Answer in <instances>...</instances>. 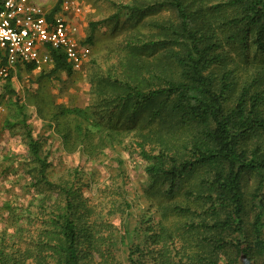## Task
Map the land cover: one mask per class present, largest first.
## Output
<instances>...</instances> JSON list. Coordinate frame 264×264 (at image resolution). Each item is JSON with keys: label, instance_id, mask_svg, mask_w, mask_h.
I'll return each mask as SVG.
<instances>
[{"label": "trees", "instance_id": "obj_1", "mask_svg": "<svg viewBox=\"0 0 264 264\" xmlns=\"http://www.w3.org/2000/svg\"><path fill=\"white\" fill-rule=\"evenodd\" d=\"M108 1L128 14L124 25L131 30L120 70L103 79L107 93L98 82L94 89L105 107L90 116V107L62 106L53 119L76 118V144L89 156L102 145L124 143L123 135L130 139L149 178L142 221H129L120 158V184L100 189L95 200L83 195L76 169L67 178L50 177L41 141L18 105L17 121L5 122L24 129L30 184L39 198L17 239L0 236V264H264V62L254 61L264 56V0ZM160 8L171 16L152 21L157 36L135 28ZM225 8L229 13L219 16ZM101 22H88L83 43L90 46ZM223 42L238 45L246 59L254 54L240 83L220 52ZM156 48L161 51L150 58ZM51 53L53 66L44 75L71 74L66 57ZM216 62H224L219 76ZM9 78L4 89L14 94ZM69 131L63 129L64 141Z\"/></svg>", "mask_w": 264, "mask_h": 264}, {"label": "rangeland", "instance_id": "obj_2", "mask_svg": "<svg viewBox=\"0 0 264 264\" xmlns=\"http://www.w3.org/2000/svg\"><path fill=\"white\" fill-rule=\"evenodd\" d=\"M36 1L48 11H51L58 3V0ZM76 1L82 7L76 22L80 26L84 39L89 32L88 22H103L96 28L89 46V57L82 67L72 70L71 74L60 72L57 76H45L44 73L48 70L28 72L25 68L16 67L10 72L8 82L11 89L15 91L14 94L4 89L6 81L0 83V101L4 107L0 115V236L5 239L13 240L12 235L17 239V227L25 224L28 210L37 211L36 204L39 198L37 191L30 184L33 178L29 172L31 164H28L29 153L23 136L24 129L21 125L10 127L8 122H5V120L11 123L14 120L17 121L20 117L18 105H24V113L28 117L27 121L32 133L41 141L42 154L47 155L50 163L51 178L59 175L67 178L70 171L76 169L81 193L95 200L100 196V189L112 185V182H114L113 186L120 184L121 174L117 164V159L120 158L128 177L125 188L129 192L128 198L132 205L130 223L133 224L136 219L140 221L147 206L142 194L149 184V178L144 172L146 161L133 151L130 139L126 135H123L124 143L121 144L120 141L113 146L102 145L89 156L76 144L77 138L73 130L76 118L67 114L60 115L56 120L53 119V114L57 113L62 106L90 107V116L91 110L103 109L104 100L99 93L94 92V89L98 82L100 93L102 94L103 91L107 93L110 86L104 87L106 81L103 79L106 75L111 77L116 75V70H120L118 62L127 53L124 40L131 29L129 30V25L124 23L129 17L128 14L124 10L118 11V6L108 0ZM121 2L131 3V0H121ZM228 13L229 10L225 8V11L220 10L219 16ZM170 16L171 11L167 8L148 11L135 28L147 36H157L161 30L152 21H160ZM108 18L109 20L105 21ZM158 51L161 49L156 48L148 56L151 58ZM240 51L238 45H227L225 42L222 43L220 51L222 55H225L223 58L225 64L234 68L237 83H240L244 74L253 68L249 61L254 54L250 53L246 59ZM260 56L254 55V61L257 64L260 60L264 62V56ZM223 66L224 62L214 63L213 72L219 76V70ZM107 84L111 83L107 81ZM237 86L238 84L236 89ZM233 97L231 96L228 103ZM63 129L70 130L66 141L62 138ZM114 221L122 231L120 217H114ZM25 246L26 243L21 242V247Z\"/></svg>", "mask_w": 264, "mask_h": 264}, {"label": "built area", "instance_id": "obj_3", "mask_svg": "<svg viewBox=\"0 0 264 264\" xmlns=\"http://www.w3.org/2000/svg\"><path fill=\"white\" fill-rule=\"evenodd\" d=\"M58 10L48 17L36 0H1L0 3V82L17 66L33 64L34 71L53 66L52 50L61 52L79 69L90 54L89 45L76 17L82 7L76 0H58ZM4 107L0 102V115Z\"/></svg>", "mask_w": 264, "mask_h": 264}, {"label": "crops", "instance_id": "obj_4", "mask_svg": "<svg viewBox=\"0 0 264 264\" xmlns=\"http://www.w3.org/2000/svg\"><path fill=\"white\" fill-rule=\"evenodd\" d=\"M17 67H22V66H17ZM22 68H23V67H22ZM14 69H16V67H15ZM14 69H13V70H14ZM11 71H12V70H11ZM11 71H10V72H11ZM9 74H10V73H9ZM6 80H7V78H6L4 81H2V82H5ZM2 82H0V83H2Z\"/></svg>", "mask_w": 264, "mask_h": 264}]
</instances>
